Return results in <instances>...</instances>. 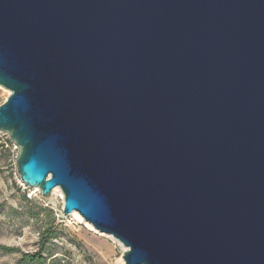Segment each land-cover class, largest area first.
I'll return each mask as SVG.
<instances>
[{
    "label": "water",
    "instance_id": "95a60500",
    "mask_svg": "<svg viewBox=\"0 0 264 264\" xmlns=\"http://www.w3.org/2000/svg\"><path fill=\"white\" fill-rule=\"evenodd\" d=\"M20 181L125 264H264V0H0Z\"/></svg>",
    "mask_w": 264,
    "mask_h": 264
},
{
    "label": "rangeland",
    "instance_id": "374dc122",
    "mask_svg": "<svg viewBox=\"0 0 264 264\" xmlns=\"http://www.w3.org/2000/svg\"><path fill=\"white\" fill-rule=\"evenodd\" d=\"M9 95L0 86V105ZM16 153L8 135L0 133V264H16L21 254L40 248L44 264H125L120 243L97 235L71 214L63 215L61 193L42 196L20 181ZM23 195L31 201L25 202Z\"/></svg>",
    "mask_w": 264,
    "mask_h": 264
},
{
    "label": "trees",
    "instance_id": "16d2710c",
    "mask_svg": "<svg viewBox=\"0 0 264 264\" xmlns=\"http://www.w3.org/2000/svg\"><path fill=\"white\" fill-rule=\"evenodd\" d=\"M23 200L27 203H29L31 201V199H28L26 196L23 195ZM47 231H44L41 234V244L44 241V237L45 234H47ZM41 248L39 249L38 252L36 253H23L21 254V257L18 259V261L16 262V264H44L45 263V259L44 257L41 255Z\"/></svg>",
    "mask_w": 264,
    "mask_h": 264
},
{
    "label": "bare ground",
    "instance_id": "6f19581e",
    "mask_svg": "<svg viewBox=\"0 0 264 264\" xmlns=\"http://www.w3.org/2000/svg\"><path fill=\"white\" fill-rule=\"evenodd\" d=\"M53 192H59V193H61L60 192V190L58 189V188H55L54 190H53ZM61 195H62V193H61ZM71 216H73L78 222H80V223H83L89 230H91V231H93L94 233H96L97 235H99V236H103V237H109V238H112L114 241H116L117 243H119L116 239H114L112 236H110V235H107V234H104V233H100V232H98L97 230H95L92 226H91V224H89L88 222H86L77 212H72L71 213ZM126 250V249H125Z\"/></svg>",
    "mask_w": 264,
    "mask_h": 264
}]
</instances>
